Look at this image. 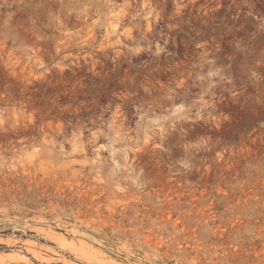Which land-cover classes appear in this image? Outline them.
Here are the masks:
<instances>
[{"label": "rangeland", "instance_id": "374dc122", "mask_svg": "<svg viewBox=\"0 0 264 264\" xmlns=\"http://www.w3.org/2000/svg\"><path fill=\"white\" fill-rule=\"evenodd\" d=\"M0 264H264V0H0Z\"/></svg>", "mask_w": 264, "mask_h": 264}, {"label": "bare ground", "instance_id": "6f19581e", "mask_svg": "<svg viewBox=\"0 0 264 264\" xmlns=\"http://www.w3.org/2000/svg\"><path fill=\"white\" fill-rule=\"evenodd\" d=\"M23 257V256H22Z\"/></svg>", "mask_w": 264, "mask_h": 264}]
</instances>
